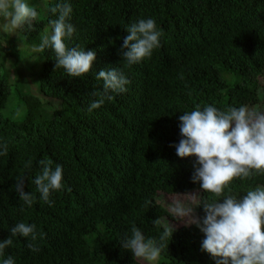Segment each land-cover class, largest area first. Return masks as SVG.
Segmentation results:
<instances>
[{"label": "trees", "instance_id": "16d2710c", "mask_svg": "<svg viewBox=\"0 0 264 264\" xmlns=\"http://www.w3.org/2000/svg\"><path fill=\"white\" fill-rule=\"evenodd\" d=\"M60 2L71 5L68 22L75 28L66 46L94 50L96 59L91 72L73 78L55 69L54 50L32 52L40 96L20 92L26 109L21 119L1 113L10 75L0 73V145L7 144V154L0 155V241L25 222L36 225L33 243L39 248L33 252L31 238L17 235L0 264L8 257L15 264H143L122 244L133 226L164 244L157 264H215L202 250L204 234L196 225L164 224V217L177 218L158 194L199 190L200 206L264 187V172L253 171L234 179L220 196L204 192L192 180L196 157L181 158L171 146L182 138L179 117L197 105L256 110L261 103L264 0H45L43 8L30 5L38 18L34 30L27 24L16 29L18 41L38 46L42 35L51 34L49 21L57 16L49 9ZM148 18L163 33L160 47L129 66L119 54L124 28ZM115 67L130 81L127 91L89 112L96 99L90 93L103 87L96 75ZM44 158L53 168L63 167V187L50 193L51 203L41 200L32 183ZM18 176L28 178L24 190L35 195L23 211L14 187ZM165 229L173 234L161 241Z\"/></svg>", "mask_w": 264, "mask_h": 264}, {"label": "clouds", "instance_id": "9594fccd", "mask_svg": "<svg viewBox=\"0 0 264 264\" xmlns=\"http://www.w3.org/2000/svg\"><path fill=\"white\" fill-rule=\"evenodd\" d=\"M49 11L57 16L49 21L52 32L41 36L40 44L33 45L34 51L43 52L52 49L55 53V69L63 68L73 78H80L91 72L96 52L72 47L68 48L66 38H71L75 32L74 25L68 20L72 7L60 2ZM0 17L4 23L5 32L22 28L27 24L29 30H34L33 21L38 18L35 6H30L27 0H0ZM124 30L123 44L119 54L127 65L136 64L150 57L153 50L160 47L163 33L157 30L152 18L140 19L127 25ZM47 33V30H46ZM54 69V70H55ZM103 81L102 90H95L90 95L96 99L90 100L88 111L100 108L106 100L114 99L115 94L127 91L130 83L120 68L101 70L96 75ZM181 139L178 144L171 145L181 158L196 157L193 165L192 180L200 185L204 192L220 196L225 188L236 178L249 177L253 171L264 172V112L250 110L248 106H229L219 110L212 105L194 110L179 117ZM7 154V144L0 145ZM40 173L32 181L40 198L49 200L52 191L63 187V167L44 158L39 161ZM31 168V162L25 164ZM27 177L18 176L14 185L19 199L24 206L30 208L35 201V195L25 192ZM223 202L205 200L202 206L204 216L198 217L195 209L177 203L173 212L178 220L186 225H196L204 234L202 250L209 253L215 264H264V187L257 186L249 190L242 198L229 195ZM160 224V219L153 221ZM9 238L0 241V254L13 244V237L21 235L30 237L28 248L39 251L34 241L37 240L35 224L20 222L10 229ZM173 232L165 229L161 241L172 237ZM123 247L131 251L136 260H145L149 264L160 256L164 249L163 243L153 238H146L142 231L133 226L131 236L122 241ZM3 264H15L12 257L3 260Z\"/></svg>", "mask_w": 264, "mask_h": 264}, {"label": "rangeland", "instance_id": "374dc122", "mask_svg": "<svg viewBox=\"0 0 264 264\" xmlns=\"http://www.w3.org/2000/svg\"><path fill=\"white\" fill-rule=\"evenodd\" d=\"M27 2L30 5L35 3L38 6H42V8L43 4L45 5V0H27ZM3 23L4 20L0 17V73H9L10 75V94L7 104L1 109V113L5 116L21 119L24 117L26 109L20 98V92L25 90L40 96L33 81L34 76H36V74H34L36 55L31 56V53L36 51L33 50V47H29L21 41H18L20 31L10 30L5 32L2 28ZM17 57L23 61L17 60ZM260 80L261 103L257 105L256 111L264 112V76ZM44 101H47V97ZM199 199V190L186 194L171 195L165 192H160L158 194L159 202L167 207L174 216L173 208L177 203H182L186 207L195 209L196 215L198 216ZM163 222L166 225L179 226L186 224L184 221L178 219L170 221L167 217L163 218ZM158 260L159 257L157 260L150 262V264H157ZM139 261L143 264H149L148 261L142 259Z\"/></svg>", "mask_w": 264, "mask_h": 264}]
</instances>
